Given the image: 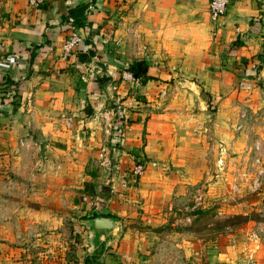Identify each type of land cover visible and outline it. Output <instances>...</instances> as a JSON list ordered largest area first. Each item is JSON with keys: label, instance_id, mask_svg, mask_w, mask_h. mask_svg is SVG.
Masks as SVG:
<instances>
[{"label": "crops", "instance_id": "1", "mask_svg": "<svg viewBox=\"0 0 264 264\" xmlns=\"http://www.w3.org/2000/svg\"><path fill=\"white\" fill-rule=\"evenodd\" d=\"M82 4L77 25L69 10ZM71 31L83 43L64 57L61 46ZM0 44V155L30 131L34 139L39 131L54 134L68 118L73 136L87 134L93 144L87 162L92 169L95 160L102 176L95 179L96 196L84 203L90 212L83 221L113 216L119 229L105 245L91 243L81 264H148L129 226L136 204L156 212L169 193L183 190L199 175L194 167L205 141L226 134L220 116L224 107L230 111L227 103L254 94L257 81L264 88V0H233L214 22L208 0H42L37 6L0 0ZM139 61L147 78H124ZM174 77H181V94L188 93L177 106L164 101L166 81ZM209 96L215 111L207 108ZM100 148L109 162L100 159ZM136 163L145 171L136 185L127 184ZM18 204L23 207L15 215L27 230L24 222L37 213L26 212L25 200ZM24 232L20 240L10 232L0 240V264H40L30 258L38 240L26 243ZM247 241L181 239L175 245L193 264H264L262 245Z\"/></svg>", "mask_w": 264, "mask_h": 264}, {"label": "rangeland", "instance_id": "2", "mask_svg": "<svg viewBox=\"0 0 264 264\" xmlns=\"http://www.w3.org/2000/svg\"><path fill=\"white\" fill-rule=\"evenodd\" d=\"M137 63H140L141 71L146 68L145 62ZM124 70H129V67ZM141 71L136 77L143 81L147 77ZM180 78L166 81L169 83L170 95L164 101H172L176 106L183 103V96L188 97L187 92H180L183 89L178 83ZM175 86L179 89L172 88ZM255 89L254 94L241 93L238 94L239 98L227 103L228 113L224 107L225 111L220 117L226 122V134L205 141L207 149L202 150L204 154L198 155L197 164L200 165L194 167L198 176L192 175L179 193L175 189L169 193L165 204L155 207L156 212L150 206L145 209L141 208V204H136L137 211L129 217V226L139 236L137 250L141 252L143 260L148 258V264H193L185 260L175 245L181 239L190 242L220 239L222 243L228 239L241 245L249 239L264 249V176L257 192L243 191L238 195L229 191L230 176L237 166L232 165V152L240 150L244 144L250 145L258 137L263 139L264 146L262 81L256 82ZM132 91L128 89V94ZM206 101L208 110L215 111L210 96ZM242 112L245 114L242 131L245 132L236 133L235 124ZM73 130L76 131L75 125L68 118L56 126L53 130L55 135L48 132L42 144H37L35 132L30 131L12 149L4 148L6 152L0 155V240L9 239V232L13 238L20 240L18 233L25 231L23 240L26 243L38 240L29 254L32 260H38L40 264H81V258L92 243L83 221L90 211H84L83 206L89 197L93 199L96 196L95 179L102 174L98 172L99 164L95 160L92 162L94 174L87 162L86 152L93 145L87 141V134L79 136L76 133L73 136ZM231 138L235 141L234 149L221 155V148L226 147ZM93 148L98 150V147ZM102 151L100 148V159ZM124 179L130 185L140 181L139 178L136 183H132L128 176ZM23 200L27 213L33 214L34 210L37 213L36 216L31 215V221L24 222L27 230L15 215L17 208L23 207L18 204ZM7 202L10 204L7 205ZM12 213L14 219L10 217L13 215H9ZM150 215L155 220L149 222ZM35 230L40 234L35 235ZM48 230L54 235L45 233ZM251 233L258 238H248Z\"/></svg>", "mask_w": 264, "mask_h": 264}, {"label": "built area", "instance_id": "3", "mask_svg": "<svg viewBox=\"0 0 264 264\" xmlns=\"http://www.w3.org/2000/svg\"><path fill=\"white\" fill-rule=\"evenodd\" d=\"M42 0H28L31 6H37ZM233 0H208V14L211 21H216L221 17L227 7ZM83 43L82 37L75 31H71L62 43L63 56L67 57L76 50L78 46ZM0 52H2V46L0 44ZM124 78L135 80L130 72H124ZM235 124V132L243 133L245 131L242 127V122L245 120V114L242 112ZM246 130V129H245ZM226 147L221 148V155H224L226 151L234 149L235 141L230 139ZM263 139L256 138L248 145L244 144L240 150L232 152V165L235 167V172L230 176V193L241 195L243 191L248 193L257 192L262 185V177L264 176V159H263ZM225 150V151H224ZM238 158V159H237ZM101 159L105 160L103 154ZM222 161V159H220ZM220 161V162H221ZM237 162V163H235ZM145 171V167L141 163L132 165L129 171V180L132 183H136ZM251 238H258L255 234H250Z\"/></svg>", "mask_w": 264, "mask_h": 264}, {"label": "water", "instance_id": "4", "mask_svg": "<svg viewBox=\"0 0 264 264\" xmlns=\"http://www.w3.org/2000/svg\"><path fill=\"white\" fill-rule=\"evenodd\" d=\"M137 72L141 71L140 63L136 64ZM145 73L146 70L141 71ZM37 144L44 143V137L39 131L36 136ZM86 228L90 231L91 241L94 247L99 245H105L109 240H111L117 230L119 229V224L117 219L113 216L97 215L94 217H89L84 221Z\"/></svg>", "mask_w": 264, "mask_h": 264}, {"label": "trees", "instance_id": "5", "mask_svg": "<svg viewBox=\"0 0 264 264\" xmlns=\"http://www.w3.org/2000/svg\"><path fill=\"white\" fill-rule=\"evenodd\" d=\"M86 7H87V6H86L85 4H82V5H79V6L75 7V8H73V9H70V10H69V16H72V17L75 18V22H76L77 25L82 24L81 20L78 19V17L81 16V15H83V12L85 11ZM76 17H77V18H76ZM131 70H133L134 74H135L137 77L139 76V74H138V72H137V67H136V65H135V66H132V69H131ZM142 77H144V75H143ZM94 216H95V215H94ZM94 216H93V217H94Z\"/></svg>", "mask_w": 264, "mask_h": 264}]
</instances>
